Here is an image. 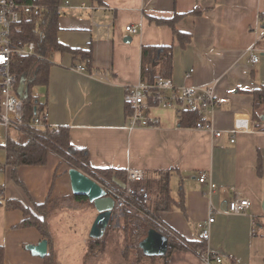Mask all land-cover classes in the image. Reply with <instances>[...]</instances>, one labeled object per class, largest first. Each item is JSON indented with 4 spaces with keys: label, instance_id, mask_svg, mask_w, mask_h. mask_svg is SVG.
I'll return each instance as SVG.
<instances>
[{
    "label": "crops",
    "instance_id": "1",
    "mask_svg": "<svg viewBox=\"0 0 264 264\" xmlns=\"http://www.w3.org/2000/svg\"><path fill=\"white\" fill-rule=\"evenodd\" d=\"M61 0L59 41L71 48L92 51L90 68L70 53H54L49 83L34 92L45 106L47 121L54 127H68L71 143L87 150L94 168L142 169L147 180L154 172L171 170V196L176 204L158 216L180 242L200 238L198 224L209 218V181L201 183L206 172L216 185L211 200L226 209L228 201L240 196L250 201L246 214L221 213L211 226L209 250L222 258L221 264H264V105L256 117L252 91L264 89V0ZM195 9L201 15H193ZM183 14L177 27L192 35L184 48L172 28L151 18L171 19ZM127 26L137 28L136 33ZM144 46H173L175 86L214 84L218 106L212 121L223 136L181 126L173 108L146 106L143 115L152 124L130 129L131 104L126 90L142 82ZM257 56L258 61L252 62ZM85 66L86 71L75 68ZM237 118L249 120L251 131L239 132L231 142L230 131ZM5 143L0 144V245L6 264H43L29 245L44 240L33 227L18 228L23 212L9 209L8 200H18L36 214L35 204L49 196L64 198L59 244H53L62 264L72 256L79 236L78 250L87 259L86 226H92L97 211L73 199L71 168L58 155L50 153L42 166L6 164ZM16 174L17 182L13 175ZM145 186V178L143 180ZM146 187V186H145ZM185 199V212L180 201ZM150 193V205L153 203ZM106 236L105 248L91 256L89 264H157L156 257L138 260L135 252L125 257L124 232L119 226ZM80 241V239L78 238ZM85 246V247H83ZM50 245L48 244V249ZM201 254V253H200ZM190 248L173 249L168 260L159 264H205ZM64 260L65 263L63 262Z\"/></svg>",
    "mask_w": 264,
    "mask_h": 264
},
{
    "label": "trees",
    "instance_id": "2",
    "mask_svg": "<svg viewBox=\"0 0 264 264\" xmlns=\"http://www.w3.org/2000/svg\"><path fill=\"white\" fill-rule=\"evenodd\" d=\"M17 1L21 5L30 3V0ZM96 1L103 3L102 0ZM40 4L43 6V11L39 17L23 16L13 27L14 40L18 44L33 43L36 55L15 59L14 71L19 83L21 80L25 81L27 97L24 100V125L20 130L13 132V136L8 135L6 139V164L14 168L24 165L42 166L47 163L49 154L54 153L68 163L71 168L84 172L105 188L115 184L114 178L126 182V171L123 169L92 167L89 163L87 150L72 145L68 127L47 126L38 128L30 126V122L35 116V111L42 112L45 109L38 97L33 94V90L35 87L48 85L52 67L50 56L54 53H70L74 57L84 60L89 68L92 62L91 49H75L59 41V7L61 0H41ZM202 12L200 9H195L192 14L201 15ZM182 17L183 14L176 13L171 19H151L158 25H166L172 28L180 46L185 48L191 42L192 35L189 32L178 29L177 24ZM172 71L173 46L143 47L142 82L153 84L160 78H170ZM252 94L254 95V115L257 117L258 109L264 105V89H256L252 91ZM131 113H133L132 106ZM179 119L180 125L183 127L194 126L200 116L193 110H183L179 114ZM170 172L171 170L154 172L152 174L159 175V178L152 181L147 180L145 174V186L152 192V205L143 207L137 204V207L142 209L144 214L136 209L127 207L125 208L124 216L120 220L119 228L124 232L125 236L123 253L127 257L129 253L134 251L138 258L136 263L145 258L139 243L151 229L160 232L168 238V251L163 256L164 259L168 258L173 249L185 250L190 248L200 254L207 248L206 241L201 238L197 241L185 242L183 240V242H180L174 232L162 223L158 216L159 212L167 211L172 208L173 204H176L171 196ZM13 178L19 182L16 174L13 175ZM3 191L0 186V203L3 198ZM180 198L177 205L185 212V199L182 188H180ZM73 199L82 205H93L85 196L73 195ZM63 201L64 198H52L49 196L43 203L34 205L36 214L18 200L6 201L7 208L19 209L23 212L24 217L17 226L18 228H36L43 239L48 241L50 248L47 255L43 258V264H61L57 259L55 248L52 247L54 243L52 241L50 222L52 217L63 207ZM110 227L111 229H116L113 227V222H111ZM105 240V234L102 238H91L89 240L86 264H89L93 254L101 252L105 248ZM0 264H6L3 245H0Z\"/></svg>",
    "mask_w": 264,
    "mask_h": 264
},
{
    "label": "built area",
    "instance_id": "3",
    "mask_svg": "<svg viewBox=\"0 0 264 264\" xmlns=\"http://www.w3.org/2000/svg\"><path fill=\"white\" fill-rule=\"evenodd\" d=\"M40 1L30 0V3L21 5L17 0H0V125L6 128L7 135L10 132L20 130L24 125V100L18 92L20 83L14 71L15 59L36 55L33 43L18 44L14 40L13 27L23 16L39 17L43 11ZM262 21L264 23V18ZM126 29L131 33L138 31L133 26H127ZM257 61L258 57L253 56L252 62L256 63ZM75 69L80 72L86 71V67L82 65L77 66ZM126 101L131 104L133 110L129 125L130 129L150 125V119L143 115L144 107L161 106L173 108L178 114L183 110H193L200 116V119L194 125L195 129L209 132L216 138L223 136V132L217 130L212 121L213 113L218 106L214 84L175 86L170 79L160 78L153 84L141 82L133 87H128ZM30 126L38 128L51 126L47 121L45 109L42 112L35 111ZM251 130L248 119L237 118L233 130L230 131L231 142L235 141V134L250 132ZM144 178V170L129 168L126 170L125 188H121L117 184L105 188L108 195L114 199L111 222L115 226H120L125 208L131 207L144 214L143 210L137 207V204L143 207L150 205L151 196L143 185ZM199 181L201 183L209 181L210 183L209 218L198 224L200 238L205 240L207 244L206 250L200 255L205 264H221L222 258L210 252L208 245L215 216L221 213L246 214L251 203L246 198L236 196L228 201L226 209L217 208L211 200L216 185L212 182L210 174L201 173Z\"/></svg>",
    "mask_w": 264,
    "mask_h": 264
},
{
    "label": "water",
    "instance_id": "4",
    "mask_svg": "<svg viewBox=\"0 0 264 264\" xmlns=\"http://www.w3.org/2000/svg\"><path fill=\"white\" fill-rule=\"evenodd\" d=\"M25 81L21 80L18 92L23 100L26 99ZM71 189L74 195L85 196L97 211V216L91 226L90 237L94 239L102 238L111 224L114 208V199L108 195L104 186L84 172L70 168L68 171ZM114 183L125 188V182L114 178ZM264 207V205H263ZM139 247L145 256L162 257L168 251V238L156 230H149L146 237L140 241ZM27 249L35 256L44 258L48 253V241L42 240L37 245H29Z\"/></svg>",
    "mask_w": 264,
    "mask_h": 264
},
{
    "label": "rangeland",
    "instance_id": "5",
    "mask_svg": "<svg viewBox=\"0 0 264 264\" xmlns=\"http://www.w3.org/2000/svg\"><path fill=\"white\" fill-rule=\"evenodd\" d=\"M51 60L54 59V55L50 56ZM38 89H41V87H35L34 88V92H36ZM14 133L10 132L8 135L9 136H13ZM7 133H6V128L4 126H1L0 125V144H3L6 142V139L8 137ZM61 215H58L54 221L53 224H51V231H52V241L54 244H59V239H60V235H61V229H60V226L61 225H57L56 222L59 221V218H60ZM90 230H91V226H86V233L88 234L87 235V240L91 239L90 237ZM113 230L111 229V227L109 226L107 228V231H106V236H108ZM78 238L80 239V241L78 240ZM76 242V248H73L72 249V256L67 260L66 263L68 264H84V252L85 250L82 249V252L78 250V244H82V245H85L83 243V241L81 240V238L78 236L77 239L75 240ZM85 247V246H83ZM162 258L161 257H156V262L157 264H159L161 262ZM66 260H64L63 262L65 263ZM62 264V263H61ZM110 264H112V262H110ZM134 264V263H132Z\"/></svg>",
    "mask_w": 264,
    "mask_h": 264
}]
</instances>
